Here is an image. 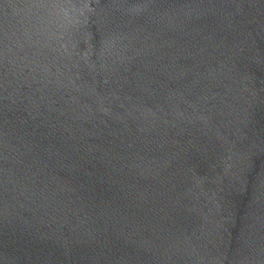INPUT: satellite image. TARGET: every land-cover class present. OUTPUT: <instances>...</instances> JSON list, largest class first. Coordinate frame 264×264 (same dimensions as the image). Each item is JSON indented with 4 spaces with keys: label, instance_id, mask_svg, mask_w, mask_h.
I'll list each match as a JSON object with an SVG mask.
<instances>
[{
    "label": "water",
    "instance_id": "obj_1",
    "mask_svg": "<svg viewBox=\"0 0 264 264\" xmlns=\"http://www.w3.org/2000/svg\"><path fill=\"white\" fill-rule=\"evenodd\" d=\"M0 264H264V0H0Z\"/></svg>",
    "mask_w": 264,
    "mask_h": 264
}]
</instances>
